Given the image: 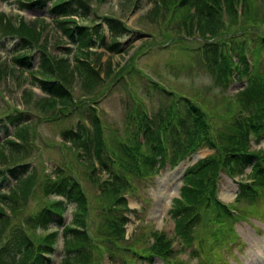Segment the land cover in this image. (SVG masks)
I'll use <instances>...</instances> for the list:
<instances>
[{
  "label": "rangeland",
  "instance_id": "rangeland-1",
  "mask_svg": "<svg viewBox=\"0 0 264 264\" xmlns=\"http://www.w3.org/2000/svg\"><path fill=\"white\" fill-rule=\"evenodd\" d=\"M13 1H11V4ZM99 1L89 0L90 5L93 7L97 6ZM132 1L134 0L127 2L126 0H103L98 10L93 8L95 13L87 11L84 14L86 17H94L99 23L102 22L103 15L113 14L119 20H127L126 24L131 29L137 30L136 32L141 31L140 34L143 39L133 40V48L129 54L136 52L134 59L139 58L141 55V64L146 66L157 80H162L160 82L169 89L187 94L193 102L196 103L198 101L197 103L203 106V111L207 118L209 141L206 140L199 143L198 146L194 147L191 155H187L185 159H180L179 155L175 153L176 145L169 146L163 138L165 148L164 160L162 163H154L155 168L150 170L149 175L138 171L137 167L139 162L148 157L151 152L150 146L146 145L147 141L141 142V149L134 155L133 159L124 162L125 165H122L124 167L123 175L119 173L117 177L114 176L113 184L110 181L105 183L104 180H111V174L103 171L101 166L90 158V149L83 147L82 141L78 144L73 143L72 147L71 143L62 142L61 133L67 129L75 128L78 124H82L79 110L67 111L69 108L68 104H61L58 98H56L57 102L52 105L50 102H46V100H41L40 96H42V93L40 90H36L35 92L28 90L31 97H24V94L23 97H20V90L22 88H29L27 83L31 70L28 68L24 70L25 72H22V69H14L15 72L10 73L6 77H0V115L3 114L0 119L8 121L6 116H16L20 121L14 124L11 123L13 125L12 132L18 128L25 130L21 132L22 137L18 138L20 140H17L19 142L17 146H7L9 150L6 153L0 151V162L5 167L3 169L9 168L14 162L30 164L31 166L28 168V171L33 177V185L36 190V194L31 195L27 202L22 197L19 198V211H24L25 206L29 210L34 208L37 210L38 206L49 204L51 196L44 197L42 195V185L46 186L48 184L47 178L53 177L54 168H60L61 173L65 175L70 174V170L72 169L73 176L80 184L84 195L93 205H97L92 206L91 215L88 217V220L91 222L87 233L88 238L100 231L98 226L100 224L102 207L108 208L114 206L113 211L115 212L108 213V215L122 216L128 220L125 225V238L128 239L127 245L120 246L116 259L113 261L108 257V253L101 250L99 245L96 244L95 247L100 250V254L95 264H124V247L127 248V264H174L172 261L180 259L185 260L184 264H264V224L261 223V221L264 222V212L261 213L264 210V191L259 192L257 196L258 202L262 200L263 206L261 207H259L257 202L250 199L241 198L240 203L236 201L240 198L237 197V192L241 189L240 185L243 182L249 181L248 177H243V172H248L250 170L249 167L244 169L243 172H238V175L234 177H230L226 173H220L218 178L216 196L221 200L222 204H228L230 208L237 210L234 213L237 219L231 217L228 220L221 219L213 223L207 217H202L199 213L200 208L196 206L197 208H194V210L199 215L196 216L194 214L192 217L196 220L189 230V246H183L181 238L174 234L173 217H175L174 215L178 209L172 205V199L178 196L183 176L188 166L209 154H218L220 150H224L220 146L223 142L225 143L224 135L228 130V125L232 124L243 113L238 110L239 106H243V104L238 103L239 98L237 95L239 92L237 91L245 86L260 93L262 95L261 98L264 99V84L253 80L245 84L246 78L258 76L257 72L264 79V50L254 49L255 68L246 55L248 65L250 68H254L253 72L248 73V75L242 73L240 77L236 75L234 77L230 76L227 83L222 85L216 82L208 69L203 68L195 72V75H190L188 74L189 63L183 57L171 58L167 51L158 48H151L150 51H147L143 47L138 49L139 46H142L141 42L144 44V39L148 40V42L163 43L168 37L175 36V34L181 33L185 29L182 26L173 28V24H177V22L176 20H172L167 12L166 23L160 29V26L158 27L157 16L153 12H148V8H141V10L132 13L129 7ZM8 3L9 0H0V9L17 13L18 11L14 9L17 1L13 2L12 7ZM253 3L257 6H252L254 12L243 10L241 13H237V17L241 19V22L236 16H233V13L225 15L226 19L228 18L231 21L232 29H230V36L232 38H234L233 35L236 30L244 28L245 24H250L246 32L254 39L259 38L258 41L260 43L264 41V2L260 0ZM148 6H151V4L149 3ZM23 14L33 15V13ZM247 15H253L257 21L245 20ZM200 29H202V36H198V38L190 42L178 40L181 43H190V46L193 44L195 46L199 45L198 41L200 40H219L217 33L213 32L214 30L218 32L221 29L218 26L207 29L205 22L196 20L191 25V32H196V30L198 32ZM47 31L48 35H51L48 38V50L55 52L56 48L52 43L59 35L54 28L52 30L48 28ZM43 32H45V29ZM156 35L158 36L155 38L154 36ZM11 38L0 35V62H5L9 68L13 66L9 64L11 62L9 59L11 55L10 50L14 46ZM155 39H158V41H155ZM260 43L258 45L264 48ZM34 49L35 47L33 46L31 50ZM247 51H250V49H247ZM124 53L125 51H120L118 54L110 55L111 57H107V54H104L100 58L101 63L91 61L95 66L94 70L98 76L105 74L103 71L108 67L113 69L110 76L105 77L99 86L91 87L88 83L93 80L87 79L82 82L80 77L76 76L73 78V75L69 72L68 80H64L65 85H67L66 82L72 81L71 89L75 103L80 99L87 102V104L80 105L79 109L87 118L86 126H84L87 129L85 134L88 132L91 138H93V130L89 127L91 120L95 116H99L103 126L109 125L110 130L112 132L115 131L114 134H118L119 126L122 127L125 133L120 134V137L124 140L125 138L131 139L137 133V129L135 130V128L129 127V125L124 123L129 113L125 109L126 106L123 103V99L130 96L126 93L125 87L122 86L124 82L123 76L122 81H117L118 74H120L118 70L122 72L124 67L121 69L120 66L122 64L126 65V60L129 57V55L124 57ZM234 53L232 51V66H235L234 62L238 59ZM237 53L239 56L240 48L237 50ZM186 54L190 56L191 52ZM247 54L249 55L250 52H247ZM115 55L120 56L123 60L120 62ZM92 58L94 60V56ZM106 58H110L107 63H105ZM193 59H196V55H193ZM169 61L171 70L178 76L179 81L177 83H174L170 77L163 80L159 76L161 63ZM33 63L34 65L38 63L36 56ZM17 71L19 74L22 72L18 77H16ZM132 75L138 78L140 74L133 71ZM54 76L60 83V76L57 74H54ZM182 80L188 83H184ZM111 82H113L112 85H110ZM260 91H263V93ZM177 92L174 93L177 94ZM175 97L174 100H177L178 96L175 95ZM151 100L152 105H155L158 101L164 102L165 105L166 103L169 104V101H165L159 89ZM152 105L151 103L149 104L150 107ZM61 108H65L66 112L58 114L57 109ZM17 110L25 112V114H19ZM244 110L247 116L249 108H244ZM68 112L69 115H67ZM158 130L159 128L154 130L148 142L154 141L156 134L160 135ZM104 136H106L105 130ZM115 137L113 136V138ZM143 137L144 135H141L142 139ZM138 139H140V136ZM248 139L251 141L249 135ZM208 142H211V144ZM88 143L89 145L92 144V140H89ZM128 144L134 145L131 141ZM109 147L106 148L108 151L111 150ZM247 148L252 151H256L259 148L263 149L264 138L259 137L256 142L251 141V145L248 144ZM118 165H120L119 162ZM118 165L114 164L111 167L115 169L119 167ZM239 176L242 178H239ZM240 180L243 181L240 182ZM117 183H119V187H117ZM112 185H116L118 189L112 191ZM160 191L162 192L160 193ZM245 194L247 193H240L239 195ZM123 195L125 196L124 199ZM120 199L123 201H119ZM45 200L47 203H45ZM41 201L42 203L40 204ZM72 206L69 205V211ZM209 216L211 217L213 214ZM67 219H70V214L67 216ZM30 227H26L25 229L28 230ZM60 232L61 228H58L56 237L57 251L53 255V264H61L60 257L64 254ZM154 236H164L165 239L171 241L172 247H170L171 249L168 254L163 258L159 256L151 257L147 254L149 252L148 247L151 245ZM231 240L235 243H231ZM96 258L97 254L92 250H87L86 254L82 256V259L88 264H92V261Z\"/></svg>",
  "mask_w": 264,
  "mask_h": 264
},
{
  "label": "trees",
  "instance_id": "trees-1",
  "mask_svg": "<svg viewBox=\"0 0 264 264\" xmlns=\"http://www.w3.org/2000/svg\"><path fill=\"white\" fill-rule=\"evenodd\" d=\"M102 1L103 0H100L97 6H100ZM253 2V0H160V7L165 10V12L161 13L160 8L154 7L153 13L157 17H160L161 25L166 22V12L172 20H176V28L177 26H182L185 29L183 32L177 34L180 40L189 41L190 39L194 40L198 36H202V29L198 32L197 30L196 32H191V25L195 23L196 20L205 22L207 29L214 26L221 28L218 32L216 30L213 31L217 34L222 31L221 39H223V41L220 44L203 41V50L198 49V46L194 44L189 48L194 52V55H196L195 60L200 69L207 66L212 77L216 78L217 73V78L225 79L234 75L235 72L241 75L245 70L243 68L242 71H238L236 67H233L232 60L224 51L226 48L235 49L236 46L243 43H240V41H229L228 44L226 42V40L232 38L230 36V29H232V26L231 21L228 18L226 19L225 15L233 13V16L237 17V13H241L243 10L252 12V6L256 5ZM20 5L27 10L39 11L44 13L45 16L50 15L55 19L52 25L55 26L56 33L60 32L63 36H66V40H63L60 36L55 40L56 44H62L59 45L60 47H57L60 49L57 54L50 53L47 47V36L41 39V30L47 29V27L51 25L44 18H39L38 16L34 18L20 17L18 24L15 25L11 20L3 22V20L7 18L3 14H0V25H2L5 31L18 34L25 39L36 42L37 46H39L40 50L43 52L38 54L39 66L36 69L37 74L31 72L33 78L31 83L41 87L53 98L50 100L51 105L57 101L54 97L58 98L61 104L68 103L71 101L68 90L62 87L61 83L47 81L46 79L53 74H57L60 76L61 81L68 80L69 70L67 64L69 63V53L72 54V59L74 58V68L77 70L80 77H84L85 80H91L92 77H97L89 62H91V60L99 62L100 53L93 50V48L97 47L98 41L103 43L100 34L101 28L94 17H86L84 14L87 11H92V13H95V11L92 9L93 7L90 5L89 0H32L24 5L20 2ZM137 5L138 3L136 7ZM156 5L158 4L156 3ZM58 17L63 18L57 19ZM104 18L113 36L111 51H122V43L118 41V38L128 32L127 27L116 17L111 16L107 18V16H104ZM237 19L241 22L239 17H237ZM245 20L257 21L253 15H247ZM249 25L250 24H245L244 28H239L238 30H247ZM49 30H52V27H49ZM233 37L235 38L236 35H233ZM228 45H232V47ZM13 49L20 51L9 56L12 64L17 66V69L21 67L30 69V60L32 61L31 45L27 41L22 40L21 43L16 44ZM92 56L95 57L94 60ZM244 63L243 61V64ZM132 68L133 66H131V69ZM13 69H9L5 62H0V77H6ZM112 70L113 69H110V67L106 68V76H109ZM260 83L264 84V79H262ZM245 89L246 87L241 90L242 95L239 97V101H242L244 106L250 108L251 111L248 112V118H242L241 120L235 119L232 125H228L229 133L225 137L226 143L222 146L224 150H220V154L209 155L207 158L200 160L197 164L187 169L183 176V183L180 187L179 195L172 201L173 207L178 209L174 215L175 217H173L174 231L175 234L181 238L183 246H189L190 244L189 230L196 220L192 218L194 214L198 216L200 213L202 217H207L213 222L231 218L226 205L219 202L215 197L214 180L221 170L226 171L229 175H234L236 172H241L245 167L249 166L250 170L248 176L253 178V184L256 185L257 188L249 187V184H241L240 188L241 193H248L249 191L250 194L247 195L254 200L257 199L259 194L258 188L264 185V172L262 170L264 153H262L261 150L252 152L247 148L249 132L264 138V99H262V95L255 90L248 89L244 92ZM260 92L263 93V91ZM190 99L184 98L185 103L183 104L185 106L194 107L192 108L194 111L192 123L186 132H182L184 141L188 138L191 140H202L208 137V126L205 122L204 113L200 109L202 105H199L197 102L194 103ZM244 106H241V108L244 109ZM17 120L18 118L16 116L13 117L11 121L12 124L17 123ZM166 123L183 126L184 121L176 122L167 119ZM68 133L74 135L72 136L73 138H77V140L80 139V134H73L72 131H68ZM15 135L17 137L20 136V131H16ZM94 136L95 154L98 159H100L101 141L97 126H95ZM83 139L84 137L82 136V140ZM82 140H78V142ZM4 143L3 145L5 147L9 145L14 146L11 140ZM187 147L188 146H185L182 150L183 154L188 150ZM153 150L154 154L152 155H156L160 158L164 157V152L163 149L160 148V145L159 147L154 146ZM136 153L135 150L131 151L129 154L134 157ZM122 154L126 153L115 156V159L119 161L120 165H125L124 162L128 160H126V157ZM150 157H145L139 162V166L142 165L147 171H150L153 167ZM108 160L110 163L113 161L112 158ZM104 168L117 177V173H114L107 165H104ZM24 172L25 170L23 168H18L13 170L11 175L16 179H20ZM55 187L59 193L65 195L68 200L74 203L71 223L62 229L61 237L63 239L62 249L64 254L60 257L61 264H88L82 259V256L86 254L87 251L86 246L89 245L87 230L85 229L87 218L86 197L80 186L73 179L63 178L54 188ZM112 189V191H116L118 188H116V185H112ZM29 191L30 183L28 180L20 179V182L12 189L10 194L0 193V264H53L54 262L53 255L57 251L55 232L45 235L36 234L35 236L32 234L29 236L23 231L16 230L15 232H11L8 237L6 236V230L11 223L4 210V204L7 208L9 207L11 210H14L16 205L14 197L16 193L21 192L25 195L28 194ZM119 201L123 200L120 199ZM55 206L57 214L61 213L65 207L62 201L56 202ZM196 206L200 208L199 213L194 210V208H197ZM113 209L114 206L102 213L100 228L103 232L118 238L123 234L122 225L124 219L121 216H109L108 213L115 212ZM210 214H213V216L210 217ZM60 223L61 217L49 211H46L34 220L35 226L38 227H45L48 224L57 225ZM8 239L13 241L14 244L12 247L7 243ZM170 245L171 241L165 239L164 236H154L151 245L148 247L149 252L147 254L151 257L157 255L163 258L171 249ZM172 262L174 264L180 263L179 260H174Z\"/></svg>",
  "mask_w": 264,
  "mask_h": 264
},
{
  "label": "bare ground",
  "instance_id": "bare-ground-1",
  "mask_svg": "<svg viewBox=\"0 0 264 264\" xmlns=\"http://www.w3.org/2000/svg\"><path fill=\"white\" fill-rule=\"evenodd\" d=\"M161 192H162V191H160V193H161ZM160 193H159V194H160ZM226 208L228 209L230 215H232V214H231V211H230L231 209H230V207L228 206V204L226 205ZM228 219H229V218H228ZM211 221H212V220H211ZM212 222H213V221H212ZM216 222H217V221H214L213 223H216ZM174 234H175V231H174ZM175 235H176V234H175ZM176 236H177V235H176ZM171 247H172V245H171Z\"/></svg>",
  "mask_w": 264,
  "mask_h": 264
}]
</instances>
